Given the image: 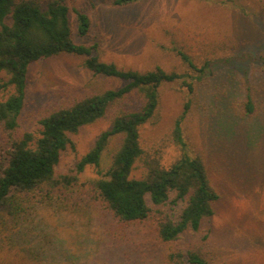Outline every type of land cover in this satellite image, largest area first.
<instances>
[{
  "label": "rangeland",
  "instance_id": "374dc122",
  "mask_svg": "<svg viewBox=\"0 0 264 264\" xmlns=\"http://www.w3.org/2000/svg\"><path fill=\"white\" fill-rule=\"evenodd\" d=\"M109 3L68 0L70 7L84 10L91 21L88 35L80 38L70 12L74 40L97 41L101 60L123 69L146 71L158 65L192 76L195 73L177 50L199 67L206 59L212 62L211 71L194 81L191 93L181 80L159 88L157 111L140 128V139L145 155L159 158L168 167L183 153L172 129L189 103L181 122L184 151L205 160L219 199L198 231L163 242L156 231L158 213L124 225L79 191L51 199L36 195L26 222L29 243L40 246L44 263L55 256L59 264H168V251L178 247L199 249L209 264H264V0H141L119 8ZM81 63L82 57L60 55L29 66L20 131L35 132L42 115L77 94L122 84L93 76ZM10 92L1 90L0 98ZM247 92L255 111L242 119L234 110L241 107ZM108 120L109 116L71 135L74 149L61 153L56 169L71 168L108 127ZM233 122L238 132L231 129ZM119 139L120 135L113 136L102 152L101 175ZM141 170L138 162L131 176L140 178ZM100 174L88 166L81 178L87 181ZM182 205L160 209L176 218Z\"/></svg>",
  "mask_w": 264,
  "mask_h": 264
},
{
  "label": "trees",
  "instance_id": "16d2710c",
  "mask_svg": "<svg viewBox=\"0 0 264 264\" xmlns=\"http://www.w3.org/2000/svg\"><path fill=\"white\" fill-rule=\"evenodd\" d=\"M139 1L110 0L109 4L119 8ZM70 12L74 14L77 36L86 37L90 18L84 10L70 7L68 0H0V91H11L0 98V264H59L55 256L44 263L40 246L29 243L26 222L32 216L30 209L36 195L51 199L79 191L124 225L158 213L156 231L163 242H174L186 231H198L202 222L213 215V205L219 199L205 160L184 151L181 122L189 103L172 129V138L183 153L168 167L159 158L145 155L140 139V128L157 111L159 88L181 80L191 93L194 81L198 83L211 71L212 62L206 59L199 67L193 58L177 50L180 60L195 76L165 71L158 65L146 71L120 68L99 58L97 41L85 44L74 40ZM60 55L82 57V67L93 76L122 84L101 92L77 94L42 115L35 132L20 131L29 66ZM235 108L237 117H251L255 105L250 93H246L241 107ZM108 116V127L98 133L91 147L66 172H59L56 168L61 153L74 149L71 135ZM238 128L235 122L231 124L234 132ZM116 135H120L118 146L101 175L102 152ZM138 162L141 177L135 178L131 172ZM88 166L101 176L83 180L81 173ZM181 203L176 218L160 209H173ZM166 259L168 264H209L199 249L174 247Z\"/></svg>",
  "mask_w": 264,
  "mask_h": 264
}]
</instances>
